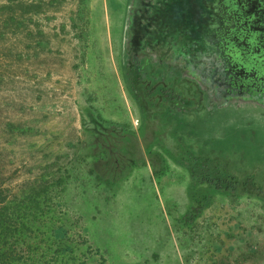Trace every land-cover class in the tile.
Instances as JSON below:
<instances>
[{"label": "rangeland", "instance_id": "374dc122", "mask_svg": "<svg viewBox=\"0 0 264 264\" xmlns=\"http://www.w3.org/2000/svg\"><path fill=\"white\" fill-rule=\"evenodd\" d=\"M0 177L88 264H264V0H0Z\"/></svg>", "mask_w": 264, "mask_h": 264}, {"label": "trees", "instance_id": "16d2710c", "mask_svg": "<svg viewBox=\"0 0 264 264\" xmlns=\"http://www.w3.org/2000/svg\"><path fill=\"white\" fill-rule=\"evenodd\" d=\"M32 190L13 194L0 177V264H88L80 237L55 236L56 196Z\"/></svg>", "mask_w": 264, "mask_h": 264}]
</instances>
